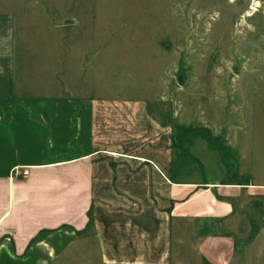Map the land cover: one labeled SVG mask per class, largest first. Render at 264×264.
Listing matches in <instances>:
<instances>
[{
	"label": "crops",
	"instance_id": "obj_1",
	"mask_svg": "<svg viewBox=\"0 0 264 264\" xmlns=\"http://www.w3.org/2000/svg\"><path fill=\"white\" fill-rule=\"evenodd\" d=\"M15 23L0 3V264L43 263L35 243L89 229L105 264H170L192 238L209 264L264 245L254 148L240 161L222 130L176 131L146 95L18 92Z\"/></svg>",
	"mask_w": 264,
	"mask_h": 264
},
{
	"label": "rangeland",
	"instance_id": "obj_2",
	"mask_svg": "<svg viewBox=\"0 0 264 264\" xmlns=\"http://www.w3.org/2000/svg\"><path fill=\"white\" fill-rule=\"evenodd\" d=\"M0 3L14 6L18 92L150 96L163 119L173 109L176 131L189 122L222 130L238 160H250L254 148L264 161V0ZM201 147L212 164L217 155ZM35 245L40 264H105L92 229ZM257 246L232 264H264L263 242ZM175 252L170 264H209L193 238Z\"/></svg>",
	"mask_w": 264,
	"mask_h": 264
},
{
	"label": "trees",
	"instance_id": "obj_3",
	"mask_svg": "<svg viewBox=\"0 0 264 264\" xmlns=\"http://www.w3.org/2000/svg\"><path fill=\"white\" fill-rule=\"evenodd\" d=\"M93 219L92 212H90V221Z\"/></svg>",
	"mask_w": 264,
	"mask_h": 264
}]
</instances>
